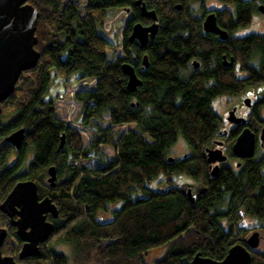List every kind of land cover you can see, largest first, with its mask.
Returning a JSON list of instances; mask_svg holds the SVG:
<instances>
[{"label": "trees", "instance_id": "16d2710c", "mask_svg": "<svg viewBox=\"0 0 264 264\" xmlns=\"http://www.w3.org/2000/svg\"><path fill=\"white\" fill-rule=\"evenodd\" d=\"M136 1H27L38 12L39 58L35 67L21 72L13 92L0 104V202L17 182L29 180L39 199H50L57 217L47 215L54 230L25 264H67L55 244H69L75 264H146V253L159 247L165 248L164 254L152 264H190L195 254L220 261L232 245L245 244L243 216L264 221V157L246 159L239 170L221 167L210 177L203 156L219 130L212 101L233 93L234 84L217 61L206 64L214 45L193 31L187 9L204 0H140L155 12L158 24L145 47L129 40L134 24L150 22L140 15ZM126 9L130 14L122 27L121 55L108 60L107 47L114 44L105 37L103 23L114 11ZM248 12V7L240 9L233 26H245ZM224 45L221 51L244 58L255 47L264 52V37L253 34ZM197 47L206 68L185 77L182 70ZM123 63L131 64L141 81L133 92L126 88ZM55 79L93 81L72 95L80 104L78 123L91 132L86 143L55 115L57 96L47 95ZM103 117L106 125L100 126ZM125 125L132 127L115 139V128ZM18 129L24 133L15 149L5 137ZM178 137L189 153L170 159L167 149ZM103 146L114 148L112 160L102 153ZM88 158L98 163H80ZM50 166L56 171L54 187L47 183ZM175 173L201 186L193 202L173 184ZM155 179L159 186L152 185ZM0 223L7 231L1 254L16 257L21 242L15 228L1 212ZM249 264H264V253L252 252Z\"/></svg>", "mask_w": 264, "mask_h": 264}, {"label": "water", "instance_id": "95a60500", "mask_svg": "<svg viewBox=\"0 0 264 264\" xmlns=\"http://www.w3.org/2000/svg\"><path fill=\"white\" fill-rule=\"evenodd\" d=\"M28 0H0V104L14 90L15 84L21 72L35 67L39 58V53L35 49V30L38 19V12L27 2ZM136 6L140 7V15L150 20V24L144 26L136 23L132 26L129 40H136L140 47H145L149 39H153L158 30L157 17L155 12L147 10L137 0ZM259 10L264 12V6ZM126 12L129 10L126 9ZM203 28L207 32L219 33L214 17L208 16ZM142 64L146 66V58ZM123 74L126 76V88L133 92L141 85L134 68L129 63L121 66ZM1 112V109H0ZM231 120V119H230ZM235 123L238 121L231 120ZM23 129H18L5 137V141L15 149H19L23 139ZM63 145V136L60 137L59 148ZM231 151L237 158H251L254 155V135L245 128L236 137ZM207 164L223 163L226 156L221 150L206 149L204 152ZM172 159V158H170ZM169 159V160H170ZM219 166L215 164L210 167V176L215 177ZM56 171L54 166L47 169V183L50 187L55 186ZM184 195L193 202L197 196L192 195L191 189L187 188ZM0 212L9 220L15 228V234L21 242L17 259L1 254V246L6 239L7 231L0 227V264H24L23 260L35 257L39 254V245L46 242L51 236L54 227L47 221V215L53 219L57 217L55 206L48 197L38 198L37 187L34 182L26 180L17 182L5 198L0 202ZM259 245L258 232H252L245 240V244L232 245L225 257L220 261H215L207 257L195 254L190 264H249L250 256Z\"/></svg>", "mask_w": 264, "mask_h": 264}, {"label": "flooded vegetation", "instance_id": "af4514ba", "mask_svg": "<svg viewBox=\"0 0 264 264\" xmlns=\"http://www.w3.org/2000/svg\"><path fill=\"white\" fill-rule=\"evenodd\" d=\"M243 1H247L246 5L222 3L221 7H218V5L208 7L207 0H204L203 2L197 1L190 4V9H187L194 23L195 28L193 31H197L201 37L207 38L215 46H212L210 50L211 55H208L206 64L211 66L212 62L217 61L229 73L230 79L228 82L234 83L231 87L233 93L218 96L227 97L226 102L222 100L224 104L226 103V106L222 116L219 117L218 133L206 148L210 150H221L222 154L226 156V160L223 163H213L210 165L206 163L209 171L210 167H213L215 164L219 166V169L225 167L229 170H239L246 159H259L264 157V115H262L264 112V52L259 51L255 47L249 50L246 57L241 58L234 56L230 52L220 50V45L225 46L224 43L228 41L235 43L253 34L264 37V34L259 32L245 33L246 28L255 19L264 21V12L259 10L260 6H264V0ZM245 7H248L249 12H251L250 15L248 12V23L243 27L233 26L236 23L240 9L245 11ZM178 10H180V7H178ZM211 15L214 17L216 27L221 33L223 32L225 34L224 37H221L219 33H211L204 30L203 23ZM149 24L150 22L144 26ZM202 53L201 48L197 47L195 53L182 70L185 77L192 76L206 68L205 61L201 57ZM72 105L73 103L66 109L67 117L69 115V108ZM230 119L238 122L235 123ZM63 121L69 125L66 119ZM245 128L249 129L254 135V155L251 158H237L233 155L231 148L236 137ZM198 194L195 196H198ZM2 226L0 225V227ZM25 262L23 260L24 264Z\"/></svg>", "mask_w": 264, "mask_h": 264}, {"label": "rangeland", "instance_id": "374dc122", "mask_svg": "<svg viewBox=\"0 0 264 264\" xmlns=\"http://www.w3.org/2000/svg\"><path fill=\"white\" fill-rule=\"evenodd\" d=\"M85 0H81V3H83ZM218 7L222 6V3L216 0H207V6L212 7L216 6ZM130 12H126L124 10H116L112 13L111 17L105 20L103 23V31L105 32V37L108 39L109 42H112L113 45H109L107 47V59H111L113 55H121L120 51V42H121V32H122V27L123 24L126 22L128 19ZM250 32H259L264 34V21L260 19H255L254 22L251 23L249 27L246 28L245 33H250ZM116 49V50H115ZM60 79V77H57ZM59 79H55L54 82L49 87V91L47 93L48 96H57V99L55 101V115L57 118L61 120H67L69 125L75 129L80 135L81 138H83L84 143L87 142V138L89 140L90 138V130L87 128H82L80 124H78L77 119L79 118V111H80V104L78 102H75L72 98L73 92L78 89L82 88H88L91 87L92 85L90 84L89 81H87V84H84L80 86V84L72 83V82H62L60 83ZM80 87V88H79ZM227 97L222 96V97H217L213 100L212 102V107L214 111L219 115V117L222 116L223 110H225V104ZM224 102H223V101ZM72 107L69 108L70 115L66 114V109L71 105ZM66 114V115H65ZM264 115V112L262 113ZM2 121H8V117H1ZM100 126H105L106 125V117H103V121H98L97 122ZM132 125H125V126H120L115 128L117 134L116 138H118L119 134L123 132L126 128H130ZM83 131V132H82ZM102 153L106 156L108 160H112L115 157V150L112 147L108 146H103L102 147ZM167 155L171 157L172 159L175 160H180L182 157L185 155H188L189 150L187 145L185 144L184 140L181 137H178L177 141L170 146L167 149ZM13 156H10V159L8 162L12 161ZM81 164L87 165V166H94L98 162L94 158H88V159H83L80 160ZM171 180L173 181V184L175 186H178L183 194L185 193L186 189L189 188L191 189L192 195H197L199 191H201V186L198 185L196 182H194L191 178L182 175V174H172L171 175ZM160 184L159 179H155L154 183L152 184L153 186L155 184ZM157 184V186H159ZM100 214V218H107L106 215ZM224 223V221H222ZM0 225H3L0 223ZM241 226H244L245 228L248 229V235L247 237L252 233V232H258L259 234V245L257 248L254 249L256 252H263L264 253V221H260L257 219H253L250 217L243 216L241 218L240 222ZM14 242V241H13ZM55 249L61 253H63L67 259L68 263L67 264H75L72 259H71V246L69 244H55L53 245ZM165 248L164 247H159L153 250H150L149 252L146 253L144 257V262L146 264H152L154 261L160 259L163 254H164ZM14 254V253H13ZM12 257H14L12 255ZM17 257V256H16ZM14 257V258H16ZM87 264V263H84Z\"/></svg>", "mask_w": 264, "mask_h": 264}, {"label": "built area", "instance_id": "2783aa9c", "mask_svg": "<svg viewBox=\"0 0 264 264\" xmlns=\"http://www.w3.org/2000/svg\"><path fill=\"white\" fill-rule=\"evenodd\" d=\"M90 82V84L93 82L92 80L91 81H89ZM80 84H87V82H82V83H80ZM68 114L70 115V112H68Z\"/></svg>", "mask_w": 264, "mask_h": 264}, {"label": "clouds", "instance_id": "9594fccd", "mask_svg": "<svg viewBox=\"0 0 264 264\" xmlns=\"http://www.w3.org/2000/svg\"><path fill=\"white\" fill-rule=\"evenodd\" d=\"M12 257V256H11ZM14 258V257H13ZM14 259H17V257L16 258H14Z\"/></svg>", "mask_w": 264, "mask_h": 264}]
</instances>
